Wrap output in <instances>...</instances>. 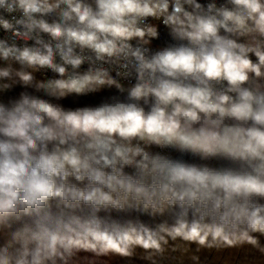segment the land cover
Here are the masks:
<instances>
[{
	"label": "clouds",
	"instance_id": "9594fccd",
	"mask_svg": "<svg viewBox=\"0 0 264 264\" xmlns=\"http://www.w3.org/2000/svg\"><path fill=\"white\" fill-rule=\"evenodd\" d=\"M246 247L264 264V0H0V264Z\"/></svg>",
	"mask_w": 264,
	"mask_h": 264
},
{
	"label": "rangeland",
	"instance_id": "374dc122",
	"mask_svg": "<svg viewBox=\"0 0 264 264\" xmlns=\"http://www.w3.org/2000/svg\"><path fill=\"white\" fill-rule=\"evenodd\" d=\"M100 99V97H89L80 100L79 103H95ZM67 103H71L68 101ZM147 220V217L144 218ZM195 252V249H193ZM202 264H224L225 261L231 262V264H236L237 261L244 260L245 258L251 260L256 257V253L251 250V248H241V249H229L224 252L217 253L215 251L208 252L204 251L199 253ZM127 264H131L127 263ZM135 264H141L140 260L135 261ZM161 264H190L187 256H181L179 252L170 253Z\"/></svg>",
	"mask_w": 264,
	"mask_h": 264
},
{
	"label": "built area",
	"instance_id": "2783aa9c",
	"mask_svg": "<svg viewBox=\"0 0 264 264\" xmlns=\"http://www.w3.org/2000/svg\"><path fill=\"white\" fill-rule=\"evenodd\" d=\"M169 40L170 38L167 34V31L164 28H161L159 39L153 41V47L154 48L163 47L169 43Z\"/></svg>",
	"mask_w": 264,
	"mask_h": 264
},
{
	"label": "crops",
	"instance_id": "0c3cea01",
	"mask_svg": "<svg viewBox=\"0 0 264 264\" xmlns=\"http://www.w3.org/2000/svg\"><path fill=\"white\" fill-rule=\"evenodd\" d=\"M130 263L128 261H125L124 259L120 257H112L108 261H100L99 264H127Z\"/></svg>",
	"mask_w": 264,
	"mask_h": 264
}]
</instances>
